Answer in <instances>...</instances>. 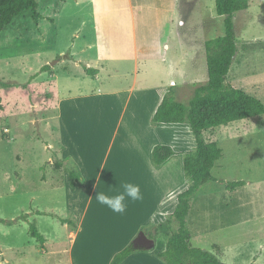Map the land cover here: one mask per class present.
Masks as SVG:
<instances>
[{
  "label": "rangeland",
  "instance_id": "1",
  "mask_svg": "<svg viewBox=\"0 0 264 264\" xmlns=\"http://www.w3.org/2000/svg\"><path fill=\"white\" fill-rule=\"evenodd\" d=\"M85 1L40 0L43 20L36 23L27 13L0 32V264H66L67 255H62L61 251L66 249L67 231L61 218L76 221L77 216L67 203L68 193L63 183L71 187V179L66 164L82 176L76 187H71V191H75L79 186L80 193L75 197L71 194L69 199L79 207L85 201L88 187H92L98 176V162L113 143L96 195L98 190L115 189L117 181L138 183L142 192L145 189L141 182L145 167L136 164L140 160L138 153L145 145L143 137L140 141L141 134L144 136V117L137 115L133 108L121 117L120 102L113 104L108 114L102 113L106 108L102 101L97 102L96 108L90 109L94 113L81 119L83 132L76 136L72 129V134L67 135L66 140L76 145L77 155L87 158L86 175L75 158L61 157L64 146L58 140L56 85L64 98L78 91L101 88L104 82V78L97 79L86 73L83 65L93 68L99 65L91 60L81 63V69L72 72V77L62 74L64 66L72 61L65 57L66 53L73 48L75 54L82 48L83 34L79 35L81 38L78 34L83 18L77 17L76 10ZM162 1L169 5L168 0ZM183 1L179 0L178 5L184 20L181 26L186 37L184 45L188 50L191 37L196 36L199 51L195 82L182 84L180 74L189 62L182 64L180 74L173 70L164 72L163 77H167L168 83L171 79L177 83V99L188 104L195 88L208 80L205 42L223 36L225 24L224 16L217 14L216 0ZM180 20L175 16L174 26H178ZM108 21L106 24L113 28V19L110 17ZM120 21L114 20V27L120 26ZM138 22V39L143 46L147 29L140 18ZM234 22L239 50L227 81L264 102V0H250L249 8L236 13ZM152 24L148 30L151 33ZM88 32L91 30L86 29L90 37ZM125 56L115 67L128 71L133 64L129 53ZM47 64L52 71L42 72ZM106 66L112 72V64ZM54 71H59L57 78L52 75ZM161 72L162 68L157 67L149 73ZM120 80L117 78L112 86L130 84L129 79ZM151 118V127L157 130L161 140L172 144L176 152L195 148L194 135L187 124L154 125ZM204 137L216 142L223 154L212 170L214 180L201 186L192 198L187 217L194 236L191 243L214 252L226 264H264V115L208 129ZM173 157L188 184L185 191L189 181L183 170V155ZM83 176L87 179L85 183ZM49 177L53 184L62 185L57 191L46 187L44 180ZM240 180H244L245 185L233 191L227 189L226 183ZM95 198L92 207L101 208V223L124 224L125 214L113 213ZM140 202H134L133 206H139ZM32 225L48 239L46 244L32 236ZM174 226L177 228V224ZM141 231L144 230H139L137 235ZM99 232L106 236V230L101 228ZM153 239L155 247L149 252L162 251L165 238L155 235Z\"/></svg>",
  "mask_w": 264,
  "mask_h": 264
},
{
  "label": "crops",
  "instance_id": "2",
  "mask_svg": "<svg viewBox=\"0 0 264 264\" xmlns=\"http://www.w3.org/2000/svg\"><path fill=\"white\" fill-rule=\"evenodd\" d=\"M168 1L169 5L162 0L158 3H150L148 0H86L80 3L76 10L77 17L83 18L78 38L82 37H79L82 33L84 40L80 51L74 54L72 53L73 48H71L66 53L65 57H70L72 61L64 66L62 74L72 77V72L81 69V63L91 60L99 62L98 67H94L97 69L94 77L97 79L104 78V82L101 88L89 92L78 91V93L67 95L64 98H62L58 90L59 87L56 85V95L59 98L58 140L64 146L61 157L75 158L80 162L82 172L85 173L88 165V161L85 160L87 158L83 159L82 156L77 155V147L66 140L67 135L72 134V129L76 136L83 132V128H80L81 119L83 120L87 114L94 113L90 109L96 108L97 102L102 101L100 103L106 107L105 111L102 112L104 114L110 112L109 109L113 104L120 102L122 105L121 117H124L131 108L136 111L137 115L144 117V136L141 134L140 141L143 137L145 145L141 153H138L140 160L136 161V164H140L141 167L144 165L146 172H143L141 179L145 185L144 198L139 206L134 207L133 203H129L124 224L120 223L121 225L101 223L99 221L102 214L101 208L92 207L101 179L100 175L106 168V162L114 143L110 144L98 162V176L92 187H88L85 201L80 207L76 206L74 201L69 202L71 194L75 197L77 193H80L79 186L75 191H71V187H68L65 182L63 183L68 193L67 203L77 215L76 221H74L75 227L63 223L67 231L65 237L68 247L66 245V249L62 250L61 254L67 255L66 264H110L114 255L135 239L139 230L143 227L148 229L156 227L160 222L171 217L176 208L178 195L188 185L181 175L180 164H175L174 157L159 168L153 165L151 158L154 145L169 144L167 141L161 140L157 130L149 124V119L161 103L168 87L177 84L173 79L168 83L167 77H163L164 72L175 70L180 74L182 64L189 62V66L185 68L184 72H181L180 76L183 85L193 84L198 64L199 51L196 36L191 37L188 50L184 45L186 37L181 28L184 20L180 15L179 0ZM175 16L181 19L178 26H174ZM110 17L113 19V28L106 24ZM139 18L147 29L145 30L147 32L144 36L143 46H140L138 39ZM114 20L120 21V26L115 23L114 27ZM152 22L153 33L148 31ZM86 29L91 30L88 32L90 37L86 35ZM203 52L205 54V51ZM126 53H129L130 63L133 64L128 71L115 67V63L122 61V57H126ZM109 63L112 64L113 73L106 66ZM157 67L162 68L161 73H149L156 70ZM142 70L146 73H141ZM58 74L59 71L52 73L54 78H57ZM117 78L121 79V82L129 79L130 84H121L119 87L112 86ZM106 86L110 88L107 89ZM83 102L88 103L84 105ZM169 145L172 146V144ZM192 145L195 147L194 143ZM83 177L85 183L87 179H85L86 176ZM44 181L49 190L57 191L62 186L53 184L50 177ZM64 181L67 182L66 177ZM100 225L103 230H106V236L99 232ZM100 233L102 236H99ZM193 237L192 234V239ZM47 242L48 239L46 238L45 244ZM254 261L256 262L257 258ZM121 264L165 263L154 253L146 250L131 254Z\"/></svg>",
  "mask_w": 264,
  "mask_h": 264
},
{
  "label": "trees",
  "instance_id": "3",
  "mask_svg": "<svg viewBox=\"0 0 264 264\" xmlns=\"http://www.w3.org/2000/svg\"><path fill=\"white\" fill-rule=\"evenodd\" d=\"M249 6L250 0H216L217 14L224 16L225 34L205 42L207 82L195 88L188 104L177 99L175 85L169 86L151 118V123L154 125L187 124L195 139L193 150L176 152L171 145L159 143L154 145L151 152L152 162L156 167L163 166L175 155H183V170L189 181L188 189L178 195L176 208L171 217L160 222L156 227H151L152 229L142 228L151 238L155 235L165 238V248L154 252L165 264H226L214 252L192 245V233L187 225V217L192 198L201 186L214 180L212 170L223 154V150L216 142L204 137V132L235 121L264 115L263 101L227 81L239 50L235 15L247 10ZM39 9L40 0H0V32L16 18L23 17L27 13L39 23L44 19ZM83 67L86 73L96 75L97 69L86 65ZM51 69L52 67L47 64L42 68V72ZM66 165L71 187L75 188L82 176L68 164ZM245 183L244 180L228 182L226 187L233 191ZM61 222L76 226L74 221L65 218H61ZM174 224H177V228ZM31 234L43 245L45 244L46 238L34 225L31 226ZM138 251L146 250L135 247L131 242L114 255L110 264H121Z\"/></svg>",
  "mask_w": 264,
  "mask_h": 264
},
{
  "label": "clouds",
  "instance_id": "4",
  "mask_svg": "<svg viewBox=\"0 0 264 264\" xmlns=\"http://www.w3.org/2000/svg\"><path fill=\"white\" fill-rule=\"evenodd\" d=\"M115 189L109 191L98 190L96 202L106 206L113 213L123 215L126 213L129 203L142 201L144 198L141 186L129 181H117Z\"/></svg>",
  "mask_w": 264,
  "mask_h": 264
},
{
  "label": "water",
  "instance_id": "5",
  "mask_svg": "<svg viewBox=\"0 0 264 264\" xmlns=\"http://www.w3.org/2000/svg\"><path fill=\"white\" fill-rule=\"evenodd\" d=\"M155 240L145 231H141L133 241V245L139 249L151 250L155 247Z\"/></svg>",
  "mask_w": 264,
  "mask_h": 264
}]
</instances>
